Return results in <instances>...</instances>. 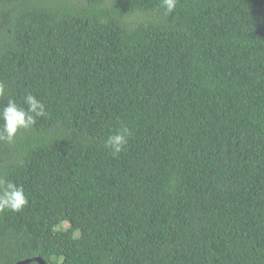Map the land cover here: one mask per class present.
<instances>
[{
  "label": "trees",
  "instance_id": "16d2710c",
  "mask_svg": "<svg viewBox=\"0 0 264 264\" xmlns=\"http://www.w3.org/2000/svg\"><path fill=\"white\" fill-rule=\"evenodd\" d=\"M0 84V264H264V0H0Z\"/></svg>",
  "mask_w": 264,
  "mask_h": 264
},
{
  "label": "clouds",
  "instance_id": "9594fccd",
  "mask_svg": "<svg viewBox=\"0 0 264 264\" xmlns=\"http://www.w3.org/2000/svg\"><path fill=\"white\" fill-rule=\"evenodd\" d=\"M177 0H160V7L166 14H171L176 8ZM6 94L5 87L0 84V97ZM23 105L14 98H8L7 103L0 107V143L12 145L16 142L22 130L35 126L39 118H47L45 104L31 93L22 97ZM132 130L127 125H121L107 136L105 148L113 157H118L127 147ZM28 205V197L22 186L12 181L0 179V212L20 213Z\"/></svg>",
  "mask_w": 264,
  "mask_h": 264
},
{
  "label": "water",
  "instance_id": "95a60500",
  "mask_svg": "<svg viewBox=\"0 0 264 264\" xmlns=\"http://www.w3.org/2000/svg\"><path fill=\"white\" fill-rule=\"evenodd\" d=\"M31 263L47 264V262L42 257H35L32 259H26V260L20 261L16 264H31Z\"/></svg>",
  "mask_w": 264,
  "mask_h": 264
},
{
  "label": "rangeland",
  "instance_id": "374dc122",
  "mask_svg": "<svg viewBox=\"0 0 264 264\" xmlns=\"http://www.w3.org/2000/svg\"><path fill=\"white\" fill-rule=\"evenodd\" d=\"M65 227H68V224H65Z\"/></svg>",
  "mask_w": 264,
  "mask_h": 264
}]
</instances>
